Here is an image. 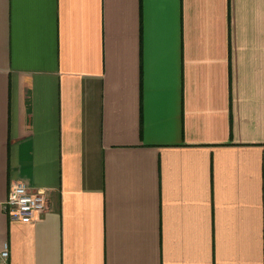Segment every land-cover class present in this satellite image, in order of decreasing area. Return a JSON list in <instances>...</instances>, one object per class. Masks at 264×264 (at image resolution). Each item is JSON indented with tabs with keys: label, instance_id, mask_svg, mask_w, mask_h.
I'll return each mask as SVG.
<instances>
[{
	"label": "crops",
	"instance_id": "1",
	"mask_svg": "<svg viewBox=\"0 0 264 264\" xmlns=\"http://www.w3.org/2000/svg\"><path fill=\"white\" fill-rule=\"evenodd\" d=\"M45 191L9 219L10 184ZM0 264H264V0H0Z\"/></svg>",
	"mask_w": 264,
	"mask_h": 264
},
{
	"label": "built area",
	"instance_id": "2",
	"mask_svg": "<svg viewBox=\"0 0 264 264\" xmlns=\"http://www.w3.org/2000/svg\"><path fill=\"white\" fill-rule=\"evenodd\" d=\"M47 206L45 191L30 189L22 179H16L9 186L5 209L9 219L22 223L37 220ZM9 256L7 243L0 251V259L5 261Z\"/></svg>",
	"mask_w": 264,
	"mask_h": 264
}]
</instances>
